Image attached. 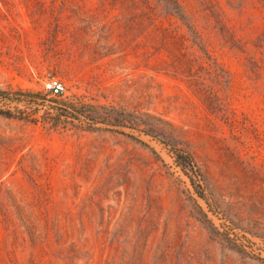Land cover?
Returning <instances> with one entry per match:
<instances>
[{
	"label": "rangeland",
	"instance_id": "1",
	"mask_svg": "<svg viewBox=\"0 0 264 264\" xmlns=\"http://www.w3.org/2000/svg\"><path fill=\"white\" fill-rule=\"evenodd\" d=\"M0 91V264H264V0H0Z\"/></svg>",
	"mask_w": 264,
	"mask_h": 264
},
{
	"label": "trees",
	"instance_id": "2",
	"mask_svg": "<svg viewBox=\"0 0 264 264\" xmlns=\"http://www.w3.org/2000/svg\"><path fill=\"white\" fill-rule=\"evenodd\" d=\"M4 93L3 91H0V94ZM0 115H5L7 117H12V115L8 112L0 111ZM136 124V130H139L147 135H150L154 138H158L161 140H165L166 138L162 135V133L159 131V129L153 125L148 123V121H144L143 119L136 118L135 120L131 121ZM115 126H124V125H115ZM175 154L177 158V162L183 167V169L189 173H193V170L197 168V165L195 164L193 157L181 150V149H175Z\"/></svg>",
	"mask_w": 264,
	"mask_h": 264
},
{
	"label": "built area",
	"instance_id": "3",
	"mask_svg": "<svg viewBox=\"0 0 264 264\" xmlns=\"http://www.w3.org/2000/svg\"><path fill=\"white\" fill-rule=\"evenodd\" d=\"M45 91L54 96L61 95L65 91V85L58 79H50L45 84Z\"/></svg>",
	"mask_w": 264,
	"mask_h": 264
}]
</instances>
